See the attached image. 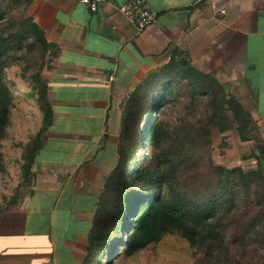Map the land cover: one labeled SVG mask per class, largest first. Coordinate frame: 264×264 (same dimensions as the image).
Returning a JSON list of instances; mask_svg holds the SVG:
<instances>
[{
    "label": "crops",
    "instance_id": "obj_1",
    "mask_svg": "<svg viewBox=\"0 0 264 264\" xmlns=\"http://www.w3.org/2000/svg\"><path fill=\"white\" fill-rule=\"evenodd\" d=\"M126 1L93 11L82 0H33L27 9L58 46L45 68L53 118L28 193L0 218V264H86L107 181L120 167L127 103L175 55L215 76L250 113L243 141L227 110L231 146L248 145L240 152L248 156L255 138L264 143V0H147L159 16L142 32L114 5ZM30 104L13 123L28 139L41 126Z\"/></svg>",
    "mask_w": 264,
    "mask_h": 264
},
{
    "label": "trees",
    "instance_id": "obj_2",
    "mask_svg": "<svg viewBox=\"0 0 264 264\" xmlns=\"http://www.w3.org/2000/svg\"><path fill=\"white\" fill-rule=\"evenodd\" d=\"M32 1L0 0V180L7 175L1 144L15 132L18 108L25 111L33 102L41 113L40 129L22 144L25 175L53 118L41 70L58 46L27 15ZM148 79L149 86L139 84L127 103L120 167L107 181L86 264H95L99 251L96 264L105 256L115 264L169 233L194 250L193 264H264V143L255 138L248 156L256 164L247 168L217 164L212 154L214 131L232 126L227 110L243 141L251 139L250 113L185 57L173 56ZM143 144L146 153L133 156Z\"/></svg>",
    "mask_w": 264,
    "mask_h": 264
},
{
    "label": "rangeland",
    "instance_id": "obj_3",
    "mask_svg": "<svg viewBox=\"0 0 264 264\" xmlns=\"http://www.w3.org/2000/svg\"><path fill=\"white\" fill-rule=\"evenodd\" d=\"M48 54V53H47ZM49 56H46L48 59ZM50 66V64H49ZM46 66L41 70L42 78L45 80L47 77V71L45 70ZM28 108L19 104L18 107ZM148 108V105L144 106V110ZM19 112L21 108H18ZM142 113L138 116V119L142 118ZM144 117V116H143ZM138 121V120H137ZM12 136L2 142V152H3V161L5 166V173L7 174L4 180H0V215L4 213L6 207L13 203L19 202L25 194L28 193L29 186L31 185L33 177L35 174L32 171V167L35 161L37 152L34 155V161L32 167L28 174L23 173L22 164L24 161L23 152L24 146L23 143L27 142L29 139L26 138L24 134L19 132H11ZM224 133L219 132L217 129L213 133V158L217 164H223L228 166L242 165L244 167L252 166L256 160L252 156L245 157L243 152L248 149V145L236 147L237 143L231 146V143L227 141L228 135H223ZM36 136V135H35ZM45 136V133L42 134V137ZM33 138V137H32ZM28 139V140H27ZM253 144V142L251 143ZM147 146L143 144L138 149L135 154H138L140 151L144 154L147 151ZM38 151V150H37ZM23 161H19V160ZM4 181L8 183L4 185ZM193 254L194 250L189 246L186 240L181 238L176 233H169L165 235L162 241L152 244L149 248L141 251L139 254L134 256H129L118 260L115 264H193ZM101 251L96 255L94 263L96 264L101 257ZM112 256H105L104 264H112Z\"/></svg>",
    "mask_w": 264,
    "mask_h": 264
},
{
    "label": "built area",
    "instance_id": "obj_4",
    "mask_svg": "<svg viewBox=\"0 0 264 264\" xmlns=\"http://www.w3.org/2000/svg\"><path fill=\"white\" fill-rule=\"evenodd\" d=\"M105 1L110 0H82L93 11L98 10L100 5ZM114 5L141 32L153 24L159 16L158 11L151 8L147 0H128L122 4L114 3Z\"/></svg>",
    "mask_w": 264,
    "mask_h": 264
}]
</instances>
